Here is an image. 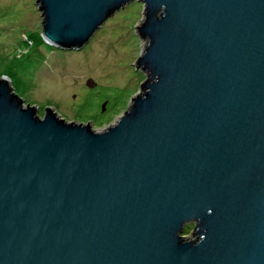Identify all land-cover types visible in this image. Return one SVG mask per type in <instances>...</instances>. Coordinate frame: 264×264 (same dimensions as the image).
<instances>
[{"label":"water","instance_id":"95a60500","mask_svg":"<svg viewBox=\"0 0 264 264\" xmlns=\"http://www.w3.org/2000/svg\"><path fill=\"white\" fill-rule=\"evenodd\" d=\"M34 1L63 51L143 4L146 79L101 133L0 79V264H264V0Z\"/></svg>","mask_w":264,"mask_h":264},{"label":"rangeland","instance_id":"374dc122","mask_svg":"<svg viewBox=\"0 0 264 264\" xmlns=\"http://www.w3.org/2000/svg\"><path fill=\"white\" fill-rule=\"evenodd\" d=\"M143 13V4L132 3L84 47L63 51L42 38L43 19L34 0H0V79H7L40 118L50 108L68 123L104 132L118 124L146 79L134 69L147 45L136 29Z\"/></svg>","mask_w":264,"mask_h":264},{"label":"clouds","instance_id":"9594fccd","mask_svg":"<svg viewBox=\"0 0 264 264\" xmlns=\"http://www.w3.org/2000/svg\"><path fill=\"white\" fill-rule=\"evenodd\" d=\"M50 46V45H49ZM140 70V69H139ZM27 105V104H26ZM68 123V122H67Z\"/></svg>","mask_w":264,"mask_h":264}]
</instances>
